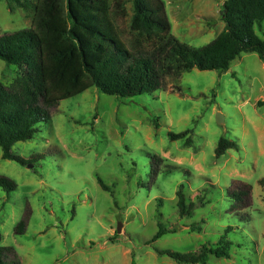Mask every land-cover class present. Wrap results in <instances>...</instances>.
Instances as JSON below:
<instances>
[{
    "label": "rangeland",
    "instance_id": "rangeland-1",
    "mask_svg": "<svg viewBox=\"0 0 264 264\" xmlns=\"http://www.w3.org/2000/svg\"><path fill=\"white\" fill-rule=\"evenodd\" d=\"M114 1L125 4L128 16L117 25L127 33L132 0ZM162 1L180 42L201 47L223 30L225 0ZM37 3L9 9L0 1V34L32 27ZM263 32L256 28L259 37ZM19 74L0 60V83ZM263 100L264 64L242 53L227 71L192 69L152 94L121 98L91 87L60 101L31 140L12 146L29 160L25 166L2 159L0 149V176L16 185L0 188L6 261L177 264L157 251H198L224 235L229 258L209 255L206 264H264ZM184 131L178 140L168 136ZM220 138L238 148L216 157ZM239 183L250 190L244 206L230 194ZM180 185L194 205L183 218L176 208ZM159 223L170 233L150 242Z\"/></svg>",
    "mask_w": 264,
    "mask_h": 264
},
{
    "label": "trees",
    "instance_id": "trees-1",
    "mask_svg": "<svg viewBox=\"0 0 264 264\" xmlns=\"http://www.w3.org/2000/svg\"><path fill=\"white\" fill-rule=\"evenodd\" d=\"M5 1L9 9L28 8L30 0ZM125 4L109 0H38L30 28L0 34V60L19 67L20 74L9 85L0 83L1 158L25 166V160L12 153V146L31 140L39 123L50 119V110L64 99L88 88L121 98L152 94L176 82L182 73L227 71L242 53H255L264 64V0H225L219 10L223 30L208 44L193 47L170 33V23L162 0H132L128 32L118 28L126 19ZM256 28L262 38L256 34ZM264 106V100L257 107ZM187 131L169 133L171 140L185 137ZM190 145V140L185 142ZM235 142L220 138L215 156L237 149ZM104 190L106 186L101 185ZM0 188L11 192L13 181L0 176ZM236 190V191H235ZM249 188L239 183L230 194L241 205L249 199ZM180 218L190 216L193 203H187L183 186L176 192ZM25 219L17 225L22 233ZM151 238L154 242L170 233L162 224ZM229 228L225 230L227 234ZM1 239V236H0ZM232 244L221 236L214 247L203 245L185 253L157 251L177 264H206L208 256L229 258ZM8 249L0 246V264L7 262Z\"/></svg>",
    "mask_w": 264,
    "mask_h": 264
},
{
    "label": "water",
    "instance_id": "water-1",
    "mask_svg": "<svg viewBox=\"0 0 264 264\" xmlns=\"http://www.w3.org/2000/svg\"><path fill=\"white\" fill-rule=\"evenodd\" d=\"M219 116H220V115L217 114V119H216V121H217L218 124L220 123ZM116 231H117V233H120V227H118Z\"/></svg>",
    "mask_w": 264,
    "mask_h": 264
}]
</instances>
